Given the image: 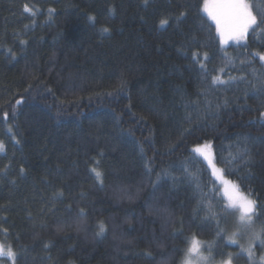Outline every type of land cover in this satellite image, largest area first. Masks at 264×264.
Instances as JSON below:
<instances>
[{"label":"trees","instance_id":"1","mask_svg":"<svg viewBox=\"0 0 264 264\" xmlns=\"http://www.w3.org/2000/svg\"><path fill=\"white\" fill-rule=\"evenodd\" d=\"M249 2L259 21L264 0ZM202 7L0 0V242L15 264H179L193 236L247 264L192 150L211 145L264 226V25L224 48Z\"/></svg>","mask_w":264,"mask_h":264},{"label":"snow or ice","instance_id":"2","mask_svg":"<svg viewBox=\"0 0 264 264\" xmlns=\"http://www.w3.org/2000/svg\"><path fill=\"white\" fill-rule=\"evenodd\" d=\"M145 3H147V0H145ZM252 9L253 4L250 3L249 0H203L202 7V11L214 22L215 31L219 37V43L223 45L229 44L230 41L238 43L241 40H245L250 29L255 30L256 28H260L261 25H264V13L261 14L258 21L257 15L253 13ZM25 11L32 12V9L25 6ZM51 11L52 10H50V12ZM32 14L35 15L34 12ZM90 19L94 18L90 17ZM166 23V20L161 21L162 25ZM102 31L108 32L109 29L104 28ZM193 59H195V55ZM260 59L264 60V55H260ZM124 83L125 82L122 81L121 85L123 86ZM216 83H224V81H222L219 76H216L213 78V84ZM225 103H227V101H225ZM4 116L6 119L7 113H5ZM262 116H264V113H262ZM4 150L5 145L0 142V152ZM192 151L203 158L211 171V175L223 187L228 200L227 208L238 211L240 213L239 222L244 227L252 229L251 241L248 248L244 249V251L247 253L248 259L252 261V264H256V261L253 260V244L259 241L261 246H264V239H262V236H264V226L259 230L254 228L255 222L253 217L256 208L255 202L240 193L237 184L226 179L224 169L218 167L215 161V156L211 150L210 144L205 143L203 145H197ZM238 156L242 161L246 158L250 159V154L246 148L239 152ZM231 159L236 160L237 157H232ZM227 163H231V160L227 161ZM92 171L95 173L96 178L102 182V174L96 169H92ZM104 231L105 226L101 223L99 234H102ZM217 234L219 235L220 233L218 232ZM233 235H235V233ZM229 239L231 240L232 237H229ZM187 243L188 247L184 250L180 264H207L209 257L204 256L201 252L202 242L193 236ZM233 243H235V241H233ZM208 249L211 251V245H208ZM0 257H8L12 264L16 262V253L12 250L11 246L5 248L3 244H0ZM223 264H231V254H229V259L224 261ZM259 264H264V256L260 257Z\"/></svg>","mask_w":264,"mask_h":264},{"label":"rangeland","instance_id":"3","mask_svg":"<svg viewBox=\"0 0 264 264\" xmlns=\"http://www.w3.org/2000/svg\"><path fill=\"white\" fill-rule=\"evenodd\" d=\"M206 15V14H205ZM207 16V15H206ZM209 20L211 21V19L209 18ZM213 24L214 22L211 21ZM252 31V29L249 30L248 34H247V37L245 40H241L239 41L238 43L235 42V41H230L229 44L227 45H223L222 46L224 48H227L229 47L230 45H239V44H244L246 43L247 41V38H248V35L249 33ZM261 55H264V53H262ZM263 63H264V60H262ZM218 167H220L218 165ZM221 168V167H220ZM226 179L230 180L226 175H225ZM214 178V177H213ZM215 179V178H214ZM216 181V180H215ZM232 181V180H231ZM233 182V181H232ZM216 183L221 187V190H222V193H223V196L224 198L226 199L227 201V204H228V200L226 198V195L224 193V189L223 187L219 184L218 181H216ZM235 183V182H234ZM236 184V183H235ZM240 193H242L244 196H246L248 199L254 201L247 193H244L243 191H241L239 189ZM255 202V201H254ZM256 205V203H255ZM229 209V212L233 214L234 216V226L230 229V231H227L226 232V239L229 243H232L234 245H237L240 247L241 251L247 256V253L244 251V249L248 248L249 246V243L251 241V232H252V229H249L247 227H244L240 222H239V215L240 213L238 211H234L233 209ZM253 220L255 222L254 224V228L256 230H259L260 227L258 226V223H257V219H256V208H255V215L253 217ZM226 231V230H224ZM235 233V235H233ZM196 237V236H195ZM229 237H232V239L230 240ZM197 239H199L201 242H202V247H201V252L203 253L204 256L206 257H209V260L207 261V264H223L224 261H226L227 259L223 260V261H215L214 258H213V255L211 253V251H209L208 249V245H211L212 247V243L211 242H208V241H205L199 237H196ZM262 239H264V236H262ZM233 241H235V243H233ZM0 244H2L0 242ZM264 256V246H261L260 242L259 241H256L254 244H253V260L256 261V264H259V259L260 257ZM247 258V264H252V261H250L248 259V256L246 257ZM229 259V258H228ZM180 264V263H179ZM231 264H237L235 262L234 259L231 258Z\"/></svg>","mask_w":264,"mask_h":264}]
</instances>
